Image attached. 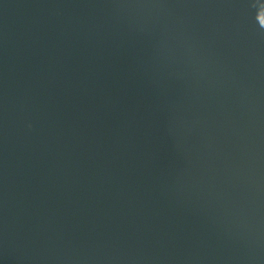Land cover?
Wrapping results in <instances>:
<instances>
[{
    "label": "water",
    "instance_id": "water-1",
    "mask_svg": "<svg viewBox=\"0 0 264 264\" xmlns=\"http://www.w3.org/2000/svg\"><path fill=\"white\" fill-rule=\"evenodd\" d=\"M0 264H264V0H0Z\"/></svg>",
    "mask_w": 264,
    "mask_h": 264
}]
</instances>
